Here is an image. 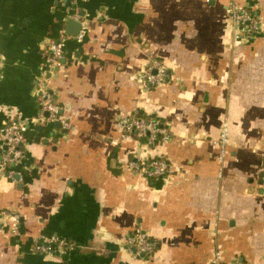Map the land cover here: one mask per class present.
I'll return each mask as SVG.
<instances>
[{"label":"crops","instance_id":"1","mask_svg":"<svg viewBox=\"0 0 264 264\" xmlns=\"http://www.w3.org/2000/svg\"><path fill=\"white\" fill-rule=\"evenodd\" d=\"M229 1L0 0V151L9 117L27 126L18 181L0 167V209L19 216L16 232L0 225V264H209L215 247L226 261L264 264V33L233 40ZM233 1L264 29V0ZM74 10L81 41L65 31ZM60 31L71 38L49 74L46 48ZM150 55L171 78L146 91ZM43 75L69 129L37 119ZM134 110L167 123L170 140L148 149L121 138L119 120ZM157 155L173 174L126 168ZM136 224L154 240L144 258L125 248ZM39 236L73 249L34 252Z\"/></svg>","mask_w":264,"mask_h":264},{"label":"built area","instance_id":"2","mask_svg":"<svg viewBox=\"0 0 264 264\" xmlns=\"http://www.w3.org/2000/svg\"><path fill=\"white\" fill-rule=\"evenodd\" d=\"M226 12L233 40H245L264 33L259 15L249 8L230 0L226 6ZM72 16L75 20H80L76 10H74ZM83 34L84 30L80 29L75 39L81 41ZM69 38L71 37L68 34L60 31L58 37L48 43L45 65L49 70V74L55 72L56 68L61 64L64 46ZM170 78L171 76L168 74V69L163 60L150 55L147 66L140 74L139 82L144 90L150 91L166 83ZM46 80V76L43 75L37 82L36 98L39 107L37 119L39 122L59 123L63 129H69L71 124L63 116V108L55 101L53 93L47 88ZM119 130L121 138L134 137L148 149L155 147L159 143L167 142L171 138L167 123L157 116H142L138 110L121 117ZM26 131V124L13 116L5 121L1 130L0 167L7 171V175L15 181H18L19 176L15 174L14 167L22 165L25 150L27 149ZM227 136V123L223 122L218 139L221 157L226 153ZM126 168L151 180H161L174 172L173 167L163 155L150 156L148 158L135 156V159L127 162ZM14 175H16L15 178ZM6 222L10 224L11 231L16 232L19 224L18 214L0 209V225ZM125 248L130 254L144 258L152 252L154 240L148 231L136 224L125 238ZM31 249L34 252L46 254L54 250H71L73 249V244L57 236H39L32 240ZM209 264H243V262L239 259L226 261L223 250L220 247H215Z\"/></svg>","mask_w":264,"mask_h":264},{"label":"water","instance_id":"3","mask_svg":"<svg viewBox=\"0 0 264 264\" xmlns=\"http://www.w3.org/2000/svg\"><path fill=\"white\" fill-rule=\"evenodd\" d=\"M80 15H82V13ZM80 29H81V23L79 20L69 19L66 21V24H65L66 33L71 34V35H76L80 31ZM62 60L63 59H61V61Z\"/></svg>","mask_w":264,"mask_h":264},{"label":"trees","instance_id":"4","mask_svg":"<svg viewBox=\"0 0 264 264\" xmlns=\"http://www.w3.org/2000/svg\"><path fill=\"white\" fill-rule=\"evenodd\" d=\"M139 114L142 115V116H145V117H150V116H147L143 112H140V111H139Z\"/></svg>","mask_w":264,"mask_h":264}]
</instances>
